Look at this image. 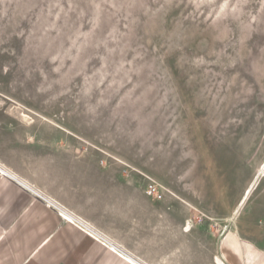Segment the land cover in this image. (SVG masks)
<instances>
[{
	"label": "rangeland",
	"instance_id": "rangeland-1",
	"mask_svg": "<svg viewBox=\"0 0 264 264\" xmlns=\"http://www.w3.org/2000/svg\"><path fill=\"white\" fill-rule=\"evenodd\" d=\"M0 117L264 247V0H0Z\"/></svg>",
	"mask_w": 264,
	"mask_h": 264
},
{
	"label": "crops",
	"instance_id": "crops-1",
	"mask_svg": "<svg viewBox=\"0 0 264 264\" xmlns=\"http://www.w3.org/2000/svg\"><path fill=\"white\" fill-rule=\"evenodd\" d=\"M84 160L52 152L51 137L36 135L33 121L0 117V170L123 251L112 252L0 175V264H264V247L252 238L214 232L211 220L196 219L177 201L164 215L163 203L147 201L142 188L132 199L136 190L123 175Z\"/></svg>",
	"mask_w": 264,
	"mask_h": 264
},
{
	"label": "built area",
	"instance_id": "built-area-1",
	"mask_svg": "<svg viewBox=\"0 0 264 264\" xmlns=\"http://www.w3.org/2000/svg\"><path fill=\"white\" fill-rule=\"evenodd\" d=\"M0 175H2L5 178H8L10 180H13L15 182L18 183V185L20 187H22L23 189L31 192L34 197L36 199H38L39 201H41L44 206L48 209H52L55 212H57V214L67 223L71 224L72 226L76 227L77 229H79L80 231H82L83 233H85L86 235H88L90 238H93L94 240L98 241L99 243H101L104 246L109 247V249L112 252H115L116 254H118L119 256L123 255V251L118 248L117 246L112 245L109 241H107L102 235H100L96 230H94L93 228H90V226H88L85 222H83L82 220L78 219V218H74L71 215H69L63 207H61L59 204H57L56 202L47 199L46 197L42 196L40 193L33 191L31 188H29L28 186L24 185L23 183L19 182L14 176H12L11 174H9L6 171H1ZM152 190L155 192V188H152Z\"/></svg>",
	"mask_w": 264,
	"mask_h": 264
},
{
	"label": "bare ground",
	"instance_id": "bare-ground-1",
	"mask_svg": "<svg viewBox=\"0 0 264 264\" xmlns=\"http://www.w3.org/2000/svg\"><path fill=\"white\" fill-rule=\"evenodd\" d=\"M4 168V167H3ZM2 170H0V172H1ZM259 174H261V175H263L264 174V164H263V166H262V168H260V170H259ZM255 186V185H254ZM253 189V186H251L250 188H248L246 191H245V193L243 194V196H242V198H241V200H240V202H239V205H238V208H237V210L235 211V213H234V216H233V218H231V219H228V221H230V222H233V220H234V217L235 216H237L238 214H239V212H240V210L242 209V207L245 205V203L248 201V199H249V197H250V195H251V193H252V190ZM126 259V258H125ZM129 259V258H128ZM132 261V260H131ZM134 261V260H133ZM137 264H139V263H137Z\"/></svg>",
	"mask_w": 264,
	"mask_h": 264
}]
</instances>
